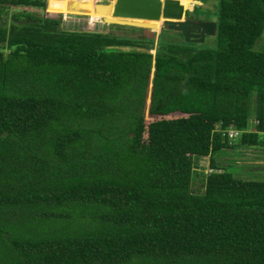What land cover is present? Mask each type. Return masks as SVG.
<instances>
[{
    "label": "trees",
    "instance_id": "trees-1",
    "mask_svg": "<svg viewBox=\"0 0 264 264\" xmlns=\"http://www.w3.org/2000/svg\"><path fill=\"white\" fill-rule=\"evenodd\" d=\"M44 7L0 0V264H264V175L216 159L264 145V0H217L208 47Z\"/></svg>",
    "mask_w": 264,
    "mask_h": 264
},
{
    "label": "rangeland",
    "instance_id": "rangeland-1",
    "mask_svg": "<svg viewBox=\"0 0 264 264\" xmlns=\"http://www.w3.org/2000/svg\"><path fill=\"white\" fill-rule=\"evenodd\" d=\"M47 1L45 0V12H49L51 16L60 18V25L66 29L76 30H99V31H110L116 34H127V35H138L143 34V29L137 27L134 29L128 28V26L117 27L114 23H106L103 21V17H110V10L113 0H110L109 7L106 12L96 11L95 0H62L60 2H54V8L56 10H50L47 7ZM56 1V0H53ZM217 0H186L183 3V13L186 9V14H182V18L186 15H192L202 19H214L216 11ZM53 6V5H52ZM27 9L40 13L41 10L37 7L28 6ZM191 17V16H190ZM131 20H142L145 22L154 23L156 26L154 29L155 36L154 40H181L178 33H170L166 28H163L161 32L159 29L162 25V18L158 20H148L133 18ZM159 32V33H158ZM144 35V34H143ZM151 36L150 38H152ZM148 37V36H147ZM194 46L197 47H208L215 43L214 34H206L201 41H192ZM254 48L264 49V27L261 34L257 37L254 42ZM253 119V118H252ZM250 117L249 122H252ZM218 162L228 163L231 161L233 164L230 165L231 169L235 170L237 175L242 177L249 176H261L264 175V145H256L249 147H239L233 150L228 149V152L224 155H217ZM198 163L207 170L208 157L204 156L199 158Z\"/></svg>",
    "mask_w": 264,
    "mask_h": 264
},
{
    "label": "water",
    "instance_id": "water-1",
    "mask_svg": "<svg viewBox=\"0 0 264 264\" xmlns=\"http://www.w3.org/2000/svg\"><path fill=\"white\" fill-rule=\"evenodd\" d=\"M110 0H95V10L106 12ZM184 7L179 0H113L110 17H103L106 23L127 24L141 27L145 36L154 34V23L131 20L141 18L158 20L162 18V28L178 32L185 41H201L206 34H214L213 19L182 18Z\"/></svg>",
    "mask_w": 264,
    "mask_h": 264
},
{
    "label": "built area",
    "instance_id": "built-area-1",
    "mask_svg": "<svg viewBox=\"0 0 264 264\" xmlns=\"http://www.w3.org/2000/svg\"><path fill=\"white\" fill-rule=\"evenodd\" d=\"M224 132L227 134L229 138H234L238 134V130L236 128H233L231 126H228Z\"/></svg>",
    "mask_w": 264,
    "mask_h": 264
},
{
    "label": "bare ground",
    "instance_id": "bare-ground-1",
    "mask_svg": "<svg viewBox=\"0 0 264 264\" xmlns=\"http://www.w3.org/2000/svg\"><path fill=\"white\" fill-rule=\"evenodd\" d=\"M188 1V0H187ZM180 2H181V4H183V3H185L186 2V0H180Z\"/></svg>",
    "mask_w": 264,
    "mask_h": 264
},
{
    "label": "flooded vegetation",
    "instance_id": "flooded-vegetation-1",
    "mask_svg": "<svg viewBox=\"0 0 264 264\" xmlns=\"http://www.w3.org/2000/svg\"><path fill=\"white\" fill-rule=\"evenodd\" d=\"M191 17H193V18H197V17H195V16H191Z\"/></svg>",
    "mask_w": 264,
    "mask_h": 264
},
{
    "label": "crops",
    "instance_id": "crops-1",
    "mask_svg": "<svg viewBox=\"0 0 264 264\" xmlns=\"http://www.w3.org/2000/svg\"><path fill=\"white\" fill-rule=\"evenodd\" d=\"M193 1H196V0H193Z\"/></svg>",
    "mask_w": 264,
    "mask_h": 264
},
{
    "label": "clouds",
    "instance_id": "clouds-1",
    "mask_svg": "<svg viewBox=\"0 0 264 264\" xmlns=\"http://www.w3.org/2000/svg\"><path fill=\"white\" fill-rule=\"evenodd\" d=\"M184 14V13H183ZM155 33V32H154Z\"/></svg>",
    "mask_w": 264,
    "mask_h": 264
}]
</instances>
